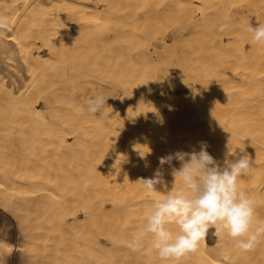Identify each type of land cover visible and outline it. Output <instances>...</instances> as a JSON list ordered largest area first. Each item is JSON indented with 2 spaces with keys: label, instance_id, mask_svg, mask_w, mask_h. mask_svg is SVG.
I'll use <instances>...</instances> for the list:
<instances>
[{
  "label": "bare ground",
  "instance_id": "6f19581e",
  "mask_svg": "<svg viewBox=\"0 0 264 264\" xmlns=\"http://www.w3.org/2000/svg\"><path fill=\"white\" fill-rule=\"evenodd\" d=\"M0 16V264H264V242L223 235L172 261L127 246L163 195L136 181L201 141L221 163L244 148L238 186L264 221V45L247 31L264 0H0ZM96 95L115 97L83 111ZM134 141L144 172H126Z\"/></svg>",
  "mask_w": 264,
  "mask_h": 264
},
{
  "label": "clouds",
  "instance_id": "9594fccd",
  "mask_svg": "<svg viewBox=\"0 0 264 264\" xmlns=\"http://www.w3.org/2000/svg\"><path fill=\"white\" fill-rule=\"evenodd\" d=\"M7 23L8 18L0 16V37L5 35ZM229 27L226 18L217 31L224 32ZM247 31L254 42L264 45V23L255 27L249 23ZM109 97L115 96L89 97L82 110L93 115L102 113L108 107ZM207 148V143L201 141L198 152L176 151L161 156L153 175L136 181L147 192L163 195L150 202L145 223L131 234L127 244L131 251L147 244L159 260H179L199 249L210 228L246 253L255 251L264 242V221L256 218L254 200L238 186L242 176L251 174L252 160L244 148H239L243 153L239 156L236 150L228 148L221 163ZM148 154L150 151L140 156L144 159ZM174 160L180 163L179 168L173 165ZM165 165L174 178L170 190L165 180ZM145 167H149L147 161ZM158 185L162 190H157Z\"/></svg>",
  "mask_w": 264,
  "mask_h": 264
},
{
  "label": "rangeland",
  "instance_id": "374dc122",
  "mask_svg": "<svg viewBox=\"0 0 264 264\" xmlns=\"http://www.w3.org/2000/svg\"><path fill=\"white\" fill-rule=\"evenodd\" d=\"M233 52V51H232ZM176 70H174V71H172V73L170 74V77L171 78H173L172 76H174L176 73H173V72H175ZM173 74V75H172ZM172 75V76H171ZM176 76V75H175ZM174 76V77H175ZM182 91H183V89H182ZM103 92V91H102ZM184 92V91H183ZM162 109L164 110V111H166V109H167V107L166 106H162ZM96 115H98V114H96ZM136 142H138V141H136ZM222 144H224V143H222ZM134 145H135V147H136V149H135V157H136V163L137 164H135L134 162H132V161H129L127 158H126V160H128V162L130 163L131 162V164H132V166L134 167L135 165V168H133V167H131V169L130 168H127L126 167V169H127V171L126 172H130L131 173V170L133 169V170H136L137 171V166H138V168H140L141 167V169H142V167L143 166H145V165H142V163H145V161H146V158H144V159H142L141 158V156H140V154L141 155H143V154H145L146 153V150H145V147L144 146H142V145H138L137 146V143H135V141H134ZM225 146H224V148H226V149H228L229 147H227V146H232V144L231 145H229V144H224ZM222 146V145H221ZM129 154L132 152V146L131 147H129ZM127 152V154H128V151H126ZM125 152V153H126ZM140 153V154H139ZM124 154V153H123ZM216 158H220L221 159V157H219V156H217ZM122 159V158H121ZM121 159H119V160H121ZM219 159V160H220ZM127 162V161H126ZM129 163H125V164H127L129 167L131 166V164L129 165ZM134 164V165H133ZM147 168V167H146ZM129 169V170H128ZM140 169V171L141 172H144L146 169H145V167H143V169H145V170H141ZM132 170V172L133 173H136V171L134 172ZM139 170V169H138ZM128 172V173H129ZM139 172V171H138ZM141 172H139V173H141ZM215 238H216V234H215V229L214 228H210L209 230H208V233H207V235H206V237H205V239H206V241L208 242V243H213L214 241H215Z\"/></svg>",
  "mask_w": 264,
  "mask_h": 264
}]
</instances>
